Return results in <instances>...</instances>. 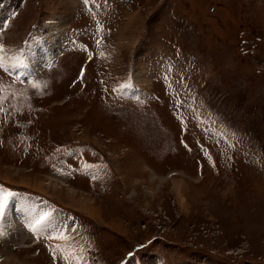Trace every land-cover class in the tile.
I'll return each mask as SVG.
<instances>
[{"label":"rangeland","instance_id":"obj_1","mask_svg":"<svg viewBox=\"0 0 264 264\" xmlns=\"http://www.w3.org/2000/svg\"><path fill=\"white\" fill-rule=\"evenodd\" d=\"M8 1L4 58L39 30L61 50L0 67V181L84 229L51 258L5 229L0 264H264V0Z\"/></svg>","mask_w":264,"mask_h":264},{"label":"bare ground","instance_id":"obj_2","mask_svg":"<svg viewBox=\"0 0 264 264\" xmlns=\"http://www.w3.org/2000/svg\"><path fill=\"white\" fill-rule=\"evenodd\" d=\"M1 11H0V15H1ZM0 18H2V16H0ZM49 35L44 34L42 35V40L46 39L45 44H42L43 42H39L40 47L39 49H35L34 44L29 43L27 49L25 50V60L26 62L28 61V65H31V69L32 70H42L43 67L46 66L47 63H52V59H54L55 55L57 52H59L61 50V46L58 45V41H57V37L54 39L56 40H52L51 38L48 37ZM54 36V35H53ZM44 38V39H43ZM59 38V37H58ZM41 41V40H40ZM60 42V41H59ZM60 47V48H59ZM60 49V50H59ZM17 55V54H16ZM5 69H8V66L6 65H2ZM32 74V73H31ZM71 188V187H69ZM58 189V188H57ZM74 189H72L71 191H73ZM59 192V191H58ZM60 193V192H59ZM67 193V192H66ZM58 194V193H57ZM60 195V194H59ZM71 196V195H70ZM77 197V196H76ZM20 198V203L22 204V202H24L23 204L25 205L26 203H37L40 202L42 204H45V202L41 201V200H37L34 199L31 196H24L23 197H19ZM81 198V197H80ZM69 200V199H68ZM71 201V200H69ZM85 202V201H83ZM83 204V203H82ZM82 206V205H81ZM85 206V204L83 205ZM50 207V206H49ZM84 208V207H83ZM87 208H85L84 211H86ZM88 212L93 213L91 210H88ZM32 214V213H31ZM89 214V213H88ZM30 220H32V218H36V215H29ZM56 218V217H55ZM6 225V224H5Z\"/></svg>","mask_w":264,"mask_h":264},{"label":"snow or ice","instance_id":"obj_3","mask_svg":"<svg viewBox=\"0 0 264 264\" xmlns=\"http://www.w3.org/2000/svg\"><path fill=\"white\" fill-rule=\"evenodd\" d=\"M99 43V41H98ZM3 46L0 45V50H2ZM0 66H2V64H0ZM81 76H83V70H81ZM8 195H13L12 193H8ZM4 212V204L3 202H0V215H3ZM47 220V213L41 215L39 217V219H36L34 224L32 225L33 230H35L38 226L42 225L44 221ZM52 239H63L64 238V234L63 233H59L56 236L51 237Z\"/></svg>","mask_w":264,"mask_h":264}]
</instances>
